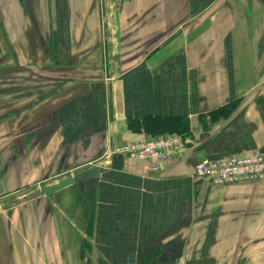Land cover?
Instances as JSON below:
<instances>
[{
  "label": "crops",
  "instance_id": "crops-1",
  "mask_svg": "<svg viewBox=\"0 0 264 264\" xmlns=\"http://www.w3.org/2000/svg\"><path fill=\"white\" fill-rule=\"evenodd\" d=\"M2 89L0 264H264V182L196 176L264 151V0H0Z\"/></svg>",
  "mask_w": 264,
  "mask_h": 264
},
{
  "label": "built area",
  "instance_id": "built-area-1",
  "mask_svg": "<svg viewBox=\"0 0 264 264\" xmlns=\"http://www.w3.org/2000/svg\"><path fill=\"white\" fill-rule=\"evenodd\" d=\"M115 152L144 162L145 171L155 172L162 162L184 152L183 139L178 134L152 137L117 146ZM196 176L213 185L239 184L245 181L264 182V151L230 155L220 159L206 157L196 165Z\"/></svg>",
  "mask_w": 264,
  "mask_h": 264
},
{
  "label": "water",
  "instance_id": "water-1",
  "mask_svg": "<svg viewBox=\"0 0 264 264\" xmlns=\"http://www.w3.org/2000/svg\"><path fill=\"white\" fill-rule=\"evenodd\" d=\"M12 90L13 89H2L0 90V93L5 94ZM98 170H99L98 167L90 168L89 165L81 166L80 168L74 170L71 176H67L55 183H50V184L46 183L41 188H38L37 190L32 192L29 195V197L33 199L44 194L46 197L51 198L52 194L60 189L68 187L72 184L81 185L88 178L95 176L98 173Z\"/></svg>",
  "mask_w": 264,
  "mask_h": 264
},
{
  "label": "rangeland",
  "instance_id": "rangeland-1",
  "mask_svg": "<svg viewBox=\"0 0 264 264\" xmlns=\"http://www.w3.org/2000/svg\"><path fill=\"white\" fill-rule=\"evenodd\" d=\"M102 8H103V11H105V9H106V6H105V4H104V5H102Z\"/></svg>",
  "mask_w": 264,
  "mask_h": 264
}]
</instances>
